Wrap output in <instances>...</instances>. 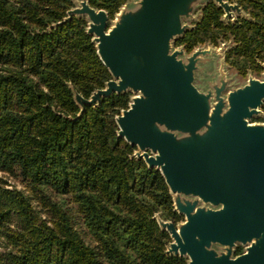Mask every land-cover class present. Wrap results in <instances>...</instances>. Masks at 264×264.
<instances>
[{"label":"trees","instance_id":"obj_1","mask_svg":"<svg viewBox=\"0 0 264 264\" xmlns=\"http://www.w3.org/2000/svg\"><path fill=\"white\" fill-rule=\"evenodd\" d=\"M127 1L89 0L110 18ZM235 1L244 15L225 20L209 1L176 46L225 44L230 68L242 78L262 75L264 0ZM74 6L0 0V264H187L165 253L171 238L154 217L183 219L164 177L118 137L115 117L130 93L103 97L80 115L73 90L89 98L112 76L87 20L59 23Z\"/></svg>","mask_w":264,"mask_h":264},{"label":"water","instance_id":"obj_2","mask_svg":"<svg viewBox=\"0 0 264 264\" xmlns=\"http://www.w3.org/2000/svg\"><path fill=\"white\" fill-rule=\"evenodd\" d=\"M209 1L225 20L244 15L229 0H128L110 18L89 0H74L59 23L84 17L112 76L89 98L73 90L74 98L81 115L103 97L130 93L115 117L118 137L161 172L183 216L177 223L154 216L171 238L166 254L187 264H264V122L253 121L264 117V71L226 91L225 44L176 46ZM210 56L219 57L218 75L207 73Z\"/></svg>","mask_w":264,"mask_h":264},{"label":"rangeland","instance_id":"obj_3","mask_svg":"<svg viewBox=\"0 0 264 264\" xmlns=\"http://www.w3.org/2000/svg\"><path fill=\"white\" fill-rule=\"evenodd\" d=\"M133 1H135V0H131V2H133ZM196 12L199 13L198 10ZM191 20H192V18H190V19H188L186 21L189 23ZM220 53H223V49L222 48L220 50ZM221 55H220V57H221ZM206 66H207V73H211L213 75H218L219 74V71H220V61H219V57H217V56H210V57H208V59L206 61ZM256 77L262 78V75L256 76ZM209 78H210V76L205 77L204 78V81L206 82ZM247 78H242L234 69L230 68L229 69L228 79H227V76H226V79L228 81V86H227V90L226 91H228L229 89L235 87L236 85H239V84L241 85L243 83H246ZM196 82H197V84H199V85H201V86L204 87V85H202L201 80H200V74H198L197 79H196ZM260 115H263L264 116V107L262 108V112H260ZM253 121H256V122H264V117L259 116L257 118H254ZM2 176L5 179H7L8 182L12 186H15L17 188H23V184H22V182H21V180L19 178H16V177L10 176V175H2ZM4 243H5V240L3 238H0V245H1L0 246V249L1 250H3L5 248L4 247ZM239 248H241V247H239ZM239 248L237 247V250ZM237 250H236V253H237Z\"/></svg>","mask_w":264,"mask_h":264},{"label":"flooded vegetation","instance_id":"obj_4","mask_svg":"<svg viewBox=\"0 0 264 264\" xmlns=\"http://www.w3.org/2000/svg\"><path fill=\"white\" fill-rule=\"evenodd\" d=\"M234 2H237V1L234 0L233 3H234ZM231 20H232V19H231ZM261 72H262V71H260L257 75L260 76Z\"/></svg>","mask_w":264,"mask_h":264}]
</instances>
